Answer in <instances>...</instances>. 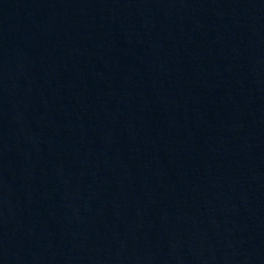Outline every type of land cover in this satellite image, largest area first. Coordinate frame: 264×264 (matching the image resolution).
<instances>
[{"label": "water", "instance_id": "95a60500", "mask_svg": "<svg viewBox=\"0 0 264 264\" xmlns=\"http://www.w3.org/2000/svg\"><path fill=\"white\" fill-rule=\"evenodd\" d=\"M0 264H264V0H0Z\"/></svg>", "mask_w": 264, "mask_h": 264}]
</instances>
